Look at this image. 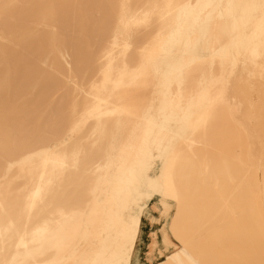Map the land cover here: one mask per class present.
<instances>
[{
    "label": "bare ground",
    "instance_id": "obj_1",
    "mask_svg": "<svg viewBox=\"0 0 264 264\" xmlns=\"http://www.w3.org/2000/svg\"><path fill=\"white\" fill-rule=\"evenodd\" d=\"M252 135L264 0H0V264H264Z\"/></svg>",
    "mask_w": 264,
    "mask_h": 264
},
{
    "label": "rangeland",
    "instance_id": "obj_2",
    "mask_svg": "<svg viewBox=\"0 0 264 264\" xmlns=\"http://www.w3.org/2000/svg\"><path fill=\"white\" fill-rule=\"evenodd\" d=\"M252 73H253V67H251V66H248L242 70V75L244 77L245 83L239 88V91L243 92L242 96L244 97V101H245V105H244V107L241 111V114L239 116V120L242 124L244 123V125H245V121L247 119V114L249 113L250 108H252L254 103L256 102V99H255L256 83L253 79L250 78ZM251 145H252V148L254 151L253 163H254L255 167L257 168L264 162V146L261 143V141L259 140V138H257L254 135H252V137H251ZM141 186H142V189L145 188V185L143 182H142ZM157 201H158L157 197H153L150 201L151 202L150 207L152 208V212H155L154 208L156 205L158 206ZM153 215H155L157 217L158 212L153 214ZM167 221H166V223H164V219H160L159 221L149 225V227L151 228L152 231H155L158 234L157 241L159 242V244L161 245L162 248L164 246V238H163L164 234L161 233V229H163V228L167 229L166 230L167 231L166 236H168L167 237V244H168L167 248L171 249L172 247L178 245L179 242L176 238H174L168 232V228H167L168 222ZM147 232L150 233L151 231L148 230V228H147ZM149 243H150L149 239H146V242L144 245H145V249L147 248V251H148V248L150 245ZM141 259H142V263L147 262V253H144L142 255Z\"/></svg>",
    "mask_w": 264,
    "mask_h": 264
}]
</instances>
